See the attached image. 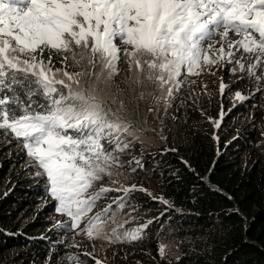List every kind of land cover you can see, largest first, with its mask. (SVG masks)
Instances as JSON below:
<instances>
[{
    "label": "snow or ice",
    "instance_id": "snow-or-ice-1",
    "mask_svg": "<svg viewBox=\"0 0 264 264\" xmlns=\"http://www.w3.org/2000/svg\"><path fill=\"white\" fill-rule=\"evenodd\" d=\"M57 59L65 67L53 70ZM222 61L264 82V0H0V147L24 154L21 167L69 218L59 227L109 243L142 241L148 224L105 231L111 204L88 214L110 192L123 193L113 199L123 209L147 191L119 182L120 154L146 126L165 138L155 121L166 127L182 70L199 76ZM231 87L221 82L219 91ZM105 176L116 186L96 189ZM167 248L158 245L161 259ZM68 262L86 264L79 255Z\"/></svg>",
    "mask_w": 264,
    "mask_h": 264
},
{
    "label": "trees",
    "instance_id": "trees-1",
    "mask_svg": "<svg viewBox=\"0 0 264 264\" xmlns=\"http://www.w3.org/2000/svg\"><path fill=\"white\" fill-rule=\"evenodd\" d=\"M235 154L227 143L199 130L174 133L165 145L147 152L145 172L151 171L144 176L153 185L156 198L132 199L137 216L148 217L139 226L148 224L143 240L130 244L132 250L138 249L140 260L154 264H264V155L233 161ZM8 161L0 160V262L42 264L47 253H63L55 235L65 229L50 228L45 219L34 216V208L41 202L36 197L45 194L43 187L25 179L28 177L12 175ZM14 181L24 185L13 187ZM43 205L38 214L51 208V204ZM24 209L27 216L21 214ZM24 217L29 219L26 225L21 223ZM35 229L38 235L32 232ZM164 236L177 244L180 261L159 258L157 249ZM80 259L83 261L82 256Z\"/></svg>",
    "mask_w": 264,
    "mask_h": 264
},
{
    "label": "rangeland",
    "instance_id": "rangeland-1",
    "mask_svg": "<svg viewBox=\"0 0 264 264\" xmlns=\"http://www.w3.org/2000/svg\"><path fill=\"white\" fill-rule=\"evenodd\" d=\"M234 39L236 37H233ZM219 39V37H217ZM219 45H217V48ZM65 67L57 59L54 61L53 70L55 68ZM126 70V65H120ZM231 71V66L222 61L218 66H209L207 70L202 71L199 76L187 75L182 70L181 79L185 81L179 93L174 97V106L164 113V121L166 127L160 129V121H155L157 131H162L164 139L157 135L146 126L145 131L139 134V139L132 141V147L120 154V165L113 169L114 172H119V182L126 187L136 185L137 188H143L147 191H136L126 201L123 209L117 208L113 204V199L123 195L122 192H110L106 198L99 200L89 213V216H94L101 213L108 205H112L110 218L104 221L105 231L111 233L112 229H117L119 232L130 231L142 224L144 219L148 220L147 215H140L134 212L135 207L132 199L137 196H151L156 198L153 190V185L146 179V166L148 165V155L153 148L160 145H165L169 142L174 133L186 134L190 131L199 130L207 135H212L218 142L227 143L233 148L237 154L233 155V161L246 159L251 161L254 157L264 155V82H258L246 73L238 70ZM67 70L71 71V68ZM79 71V69H76ZM260 70H258L259 74ZM66 79V78H65ZM223 82L230 85L231 90L221 94L219 91L220 84ZM261 88V91H257ZM236 92H241L247 99L239 101L235 97ZM235 105V106H234ZM223 116L221 118V114ZM220 126L216 127V123ZM133 158L139 160V165L130 163ZM8 160L9 172L19 178H29L28 174L21 167L24 160V154H17L15 147L7 146L0 147V160ZM11 159V160H10ZM112 179H117L114 175ZM34 182V181H33ZM23 182H13L12 186L20 187ZM101 185L107 187H115L112 185L107 176L103 180L97 182L95 188L98 189ZM13 190V189H12ZM151 193V195H148ZM41 201L35 206L34 216L39 215L51 225H57L61 222L68 221L69 218L65 215L55 212V202L47 203L48 197L44 194L37 196ZM51 204V208H47L41 214L38 210H43L45 205ZM23 216H27L26 209L21 211ZM87 219V218H86ZM29 222L27 217L21 221L22 225ZM85 225L81 224V228ZM37 234L38 230L32 231ZM30 234L29 232H24ZM31 235V234H30ZM56 242L63 240L61 244L68 251V256H82L86 264H96V260H100L102 264H154L139 259L138 249L132 250L130 244L132 242H116L109 243L102 239H90L86 233L80 228L75 230L60 231L57 235ZM167 245V255L163 258L170 260L179 255L178 246L167 236L161 238L159 245ZM140 249V248H139ZM44 251V250H43ZM84 253H91L90 256H84ZM93 256L95 259H93ZM65 256L62 252L47 253L43 259V264H62L65 261ZM161 259V257L159 256ZM0 264H3L0 262ZM17 264H30L27 260L18 262ZM68 264H76V262H68Z\"/></svg>",
    "mask_w": 264,
    "mask_h": 264
},
{
    "label": "clouds",
    "instance_id": "clouds-1",
    "mask_svg": "<svg viewBox=\"0 0 264 264\" xmlns=\"http://www.w3.org/2000/svg\"><path fill=\"white\" fill-rule=\"evenodd\" d=\"M48 222V221H47ZM49 223V222H48ZM59 224H57V225H51L50 223H49V226L48 227H50V228H52V227H56V226H58ZM49 228V229H50ZM60 231H64V230H59L57 233H56V235L60 232ZM41 233H44V231H42ZM39 234V232L37 233V235ZM36 235V234H35ZM55 235V236H56ZM56 238H57V236H56ZM61 248L63 249V254L65 255V256H68V251H67V249L66 248H63L62 247V245H61ZM66 253H68L67 255H66ZM51 254V253H50ZM45 258V257H44ZM42 264H43V261H42Z\"/></svg>",
    "mask_w": 264,
    "mask_h": 264
}]
</instances>
